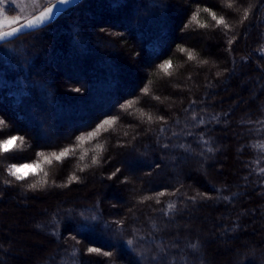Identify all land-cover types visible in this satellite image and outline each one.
<instances>
[{
	"label": "trees",
	"instance_id": "16d2710c",
	"mask_svg": "<svg viewBox=\"0 0 264 264\" xmlns=\"http://www.w3.org/2000/svg\"><path fill=\"white\" fill-rule=\"evenodd\" d=\"M119 5L83 0L0 45V140L23 137L0 151V254L9 208L32 226L3 264H264V0Z\"/></svg>",
	"mask_w": 264,
	"mask_h": 264
},
{
	"label": "snow or ice",
	"instance_id": "6c2138e0",
	"mask_svg": "<svg viewBox=\"0 0 264 264\" xmlns=\"http://www.w3.org/2000/svg\"><path fill=\"white\" fill-rule=\"evenodd\" d=\"M71 2H74V0H56L55 5H53V7H45L43 11L40 12V14L38 16L33 17L32 19H29L27 21L26 24H23L20 28H12L11 31L8 32H3L0 31V41H8V38L12 37V38H19L22 35H26L28 33L25 32V29H32L34 28L36 25L42 24L44 22H46L47 20H49L50 18H52L54 16V8L57 12L59 11H63V9L60 7V5H67ZM114 2L117 3V6L119 5V0H114ZM228 7H232L231 4H228ZM204 11H209V9L205 8ZM197 15L198 14H194L192 19L195 21L197 20ZM212 19L217 21V24H223L225 28L229 27V25L225 22L223 16H221L219 19L217 18L216 14L214 12L211 13ZM248 17V10L245 9L244 10V14H243V19H247ZM20 17L16 16L13 19H8L7 16L4 17V19L2 21H0V27H3L4 25H14L19 21ZM181 51H184V49H181ZM188 59L192 60L195 59L194 55L189 52L188 53ZM206 63V61H205ZM171 67V61H166L164 64L160 65V68L162 70L165 71L166 74H170L169 73V68ZM145 93L148 92V89L145 88L143 90ZM156 99H159V97H156ZM131 106V105H129ZM142 115H146L147 116V120L148 122H151L153 117L150 114H145L142 113ZM158 119L162 120L163 117H159ZM202 122V121H201ZM114 123L113 120H105L103 121V123L101 125L97 126V131L99 130V128H102L104 124H112ZM6 126V122L3 119H0V129H2L3 127ZM164 129H161V132H163ZM88 138H92L96 135V131L92 132V133H88ZM85 139L84 136H81L78 138V140L83 141ZM19 141L21 144L23 143V137H17V136H10L7 139H3L0 140V151L3 152H9L10 150H12L15 146H16V142ZM165 147H167V145H165ZM102 148V146H101ZM261 150H264V145L261 146ZM70 149H64L63 151H61L59 154L57 153H52V157L55 158V160L57 161H61L63 158H65L68 153L70 152ZM40 155H43L42 153ZM45 160L47 163L51 164L52 163V159L45 157ZM97 161L94 158L92 163L95 164ZM23 167V166H21ZM262 171H264V169H262ZM9 173L10 175L14 176L17 180H22L24 179V176L19 174V168L16 165H12L10 166L9 169ZM45 175H47V173H45ZM73 179H75V177H73ZM30 187H36V185H30ZM157 196H163L164 193H157ZM142 199L144 200H149V199H153V197H143ZM157 203H159V200L157 199ZM168 209L172 210L174 209L175 205L170 203L168 204ZM93 219H95V217H93ZM133 243L132 240L128 241V244L131 245ZM88 251L90 253H97V254H102L104 256H109L111 255L109 252H103L101 253V250L99 248H89Z\"/></svg>",
	"mask_w": 264,
	"mask_h": 264
},
{
	"label": "rangeland",
	"instance_id": "374dc122",
	"mask_svg": "<svg viewBox=\"0 0 264 264\" xmlns=\"http://www.w3.org/2000/svg\"><path fill=\"white\" fill-rule=\"evenodd\" d=\"M54 2H56V0H0V3H1V5H0V21H2L4 19V17L7 16L4 12V9H6L9 6L17 9L18 13L16 15L7 16L8 19H13L16 16L20 17L19 21L16 24L10 25V26L4 25L3 27H0V31H5L9 28H12L14 26H17V25L23 23L24 21H26L30 17L34 16L35 14L41 12L45 7L50 6ZM139 66L140 65L137 64V68H140ZM21 166H23V167H21ZM17 167L19 168V174L22 176H27L28 174L34 173L37 170V167L35 165H29V164L20 165ZM105 187H106V185L101 186L102 190ZM11 208H9L10 211H12L13 214L16 213V215L20 214L19 215L20 217L18 216L16 218H12L11 220H8L7 223H5L3 221V223H5L6 226L10 228L9 234H10V236H12V239L15 240V242L16 241L17 242L18 241L23 242L22 239H24V238H22V237H25V235H23L22 232H20V229H24V228L29 229V228H32V226L30 225V223L28 224L27 219H25V217H24V215L26 213L25 210L21 209L17 204H14L13 208L12 209ZM21 216L25 220L21 221ZM210 237H213V232L211 230H210V234H208L205 239L208 240V238H210ZM15 242L10 243V241H9V243L11 244L9 249H7V251L3 250L2 253L0 254V262L2 264H3L4 260H7V261L10 260V258L12 257L11 256L12 254L24 253L30 247V245L27 246V244H23V243L16 246ZM225 244H228V243H225ZM227 254H229V253H227Z\"/></svg>",
	"mask_w": 264,
	"mask_h": 264
},
{
	"label": "water",
	"instance_id": "95a60500",
	"mask_svg": "<svg viewBox=\"0 0 264 264\" xmlns=\"http://www.w3.org/2000/svg\"><path fill=\"white\" fill-rule=\"evenodd\" d=\"M82 1H83V0H74V2H71V3L67 4V5H60V7L63 9V11H59V12H57V11L55 10V8H54V16H53L52 18H50L49 20H47L46 22H44V23H42V24L36 25V26H35L34 28H32V29H25V32H26V33H29V32H33V31H37V30H39V29H41V28H44V27L50 25L51 23H53L54 21H56L61 15H63L67 10H69V9L72 8V7H75L76 5H78L79 3H81ZM55 3H56V2H54L53 4H51V5L48 6V7H53V5H55ZM43 10H44V9H43ZM43 10H42V11H43ZM39 14H40V12L37 13V14H35L34 16L30 17L29 19H32L33 17L38 16ZM29 19H27V20L24 21L23 23H21V24H19V25H17V26H14V27H12V28H20L23 24H26L27 21H28ZM12 28H9V29H7V30H5V31H3V32L11 31ZM13 39H16V38H12V37H10V38H8V41H0V45H2V44H4V43H7V42H9V41H11V40H13Z\"/></svg>",
	"mask_w": 264,
	"mask_h": 264
}]
</instances>
